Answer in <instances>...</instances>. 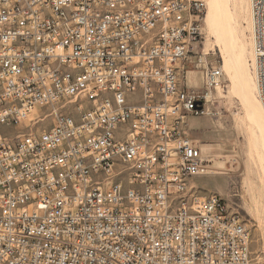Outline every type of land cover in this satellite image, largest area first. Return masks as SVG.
I'll list each match as a JSON object with an SVG mask.
<instances>
[{"label":"built area","instance_id":"obj_1","mask_svg":"<svg viewBox=\"0 0 264 264\" xmlns=\"http://www.w3.org/2000/svg\"><path fill=\"white\" fill-rule=\"evenodd\" d=\"M264 98V0H248ZM202 0H0V264H254L197 140L222 71ZM185 62L204 91L184 89ZM198 102V103H197Z\"/></svg>","mask_w":264,"mask_h":264},{"label":"rangeland","instance_id":"obj_2","mask_svg":"<svg viewBox=\"0 0 264 264\" xmlns=\"http://www.w3.org/2000/svg\"><path fill=\"white\" fill-rule=\"evenodd\" d=\"M202 1L204 18L210 12L220 20L219 13L208 0ZM225 3L224 10L235 33L242 28L245 21L241 17L245 13L247 20L253 23L248 0H226ZM204 18L196 52L202 54L208 65L220 67L222 76L220 85L208 91L204 112L200 115L188 113L184 118L183 131L198 141L210 170L208 175L193 179L194 193L199 196L217 193L226 199L230 210L238 214L249 230L253 263L264 264V139L257 131L258 120L251 117L243 104L244 92L226 64L228 55L220 36L210 37L212 47L204 49L207 45ZM251 27L254 43L253 24ZM244 57L246 60L254 58L257 63L253 45L252 49L244 51ZM180 85L184 89L204 91L201 67L185 62L180 70Z\"/></svg>","mask_w":264,"mask_h":264},{"label":"bare ground","instance_id":"obj_3","mask_svg":"<svg viewBox=\"0 0 264 264\" xmlns=\"http://www.w3.org/2000/svg\"><path fill=\"white\" fill-rule=\"evenodd\" d=\"M208 2L219 13L221 19L217 20L210 12L204 18V32L207 36L205 38L207 45H205L204 49L212 47L209 44L210 37L220 36L228 55L226 64L233 70V77L240 84V90L244 92L242 97L243 104L246 105V110L249 111L251 117L256 121L258 120L257 131L264 139V98L262 84L258 79L259 65L255 63L254 58L246 60L244 57L246 49L250 47L252 49L253 45L254 50L251 29V24H253L255 29L254 21L251 23V21L247 20L246 13L243 16L241 15L242 20L245 22H243L242 28H239V31L235 33L232 30L229 17L225 13L226 10H224L226 0H208ZM244 11L246 12V9Z\"/></svg>","mask_w":264,"mask_h":264},{"label":"water","instance_id":"obj_4","mask_svg":"<svg viewBox=\"0 0 264 264\" xmlns=\"http://www.w3.org/2000/svg\"><path fill=\"white\" fill-rule=\"evenodd\" d=\"M198 103V102H197Z\"/></svg>","mask_w":264,"mask_h":264}]
</instances>
